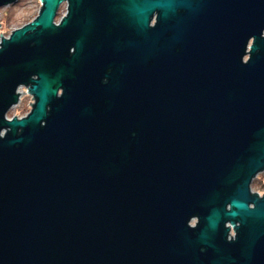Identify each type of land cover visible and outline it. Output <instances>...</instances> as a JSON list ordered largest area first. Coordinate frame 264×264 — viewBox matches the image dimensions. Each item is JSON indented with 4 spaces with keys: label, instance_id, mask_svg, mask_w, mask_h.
Masks as SVG:
<instances>
[{
    "label": "water",
    "instance_id": "obj_1",
    "mask_svg": "<svg viewBox=\"0 0 264 264\" xmlns=\"http://www.w3.org/2000/svg\"><path fill=\"white\" fill-rule=\"evenodd\" d=\"M40 1L0 40V264H264V0Z\"/></svg>",
    "mask_w": 264,
    "mask_h": 264
},
{
    "label": "rangeland",
    "instance_id": "obj_2",
    "mask_svg": "<svg viewBox=\"0 0 264 264\" xmlns=\"http://www.w3.org/2000/svg\"><path fill=\"white\" fill-rule=\"evenodd\" d=\"M41 6L40 0H18L8 6L0 7V40L3 37V33L10 35L17 27H23L27 25L28 20L35 19L41 11ZM63 15L64 8H62L57 20H60ZM25 91L20 103L7 113V117L14 115L24 117L30 112L33 98L29 93H25ZM252 191L258 192L260 195L264 194V171L256 176L252 183Z\"/></svg>",
    "mask_w": 264,
    "mask_h": 264
},
{
    "label": "flooded vegetation",
    "instance_id": "obj_3",
    "mask_svg": "<svg viewBox=\"0 0 264 264\" xmlns=\"http://www.w3.org/2000/svg\"><path fill=\"white\" fill-rule=\"evenodd\" d=\"M60 7H59V10H58V13H57V16H55L56 18V20H57V18H58V16L60 15V13H61V10H62V8H64V15H63V17L65 18V17H67V15L69 14V9H70V1H65V2H63L61 5H59ZM178 12H180V11H178ZM149 23V27H153L156 23H157V12H155L152 16H151V18H150V22H148ZM72 50L73 49H71V52H72ZM246 59H248V57H246L245 58V61H247ZM104 81H106V80H104ZM251 188H252V184H251ZM258 193V192H257Z\"/></svg>",
    "mask_w": 264,
    "mask_h": 264
},
{
    "label": "built area",
    "instance_id": "obj_4",
    "mask_svg": "<svg viewBox=\"0 0 264 264\" xmlns=\"http://www.w3.org/2000/svg\"><path fill=\"white\" fill-rule=\"evenodd\" d=\"M25 89H26V91H25ZM24 91H25V93H29V92H27V91H28V87H26V86H21V87H19V89H18V91H17V92L20 93V101H21V97H22L23 94H24ZM32 98H33V97H32ZM18 103H20V102H18ZM259 195H260V194H259ZM193 223H194V222H193ZM230 235L234 237L235 234H234L233 229L231 230Z\"/></svg>",
    "mask_w": 264,
    "mask_h": 264
},
{
    "label": "bare ground",
    "instance_id": "obj_5",
    "mask_svg": "<svg viewBox=\"0 0 264 264\" xmlns=\"http://www.w3.org/2000/svg\"><path fill=\"white\" fill-rule=\"evenodd\" d=\"M56 20V19H55ZM61 20V19H60ZM252 189V188H251ZM194 222V221H193Z\"/></svg>",
    "mask_w": 264,
    "mask_h": 264
}]
</instances>
